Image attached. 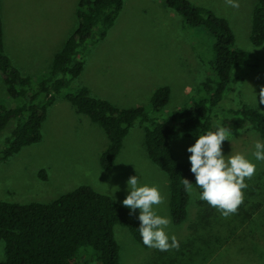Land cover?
Listing matches in <instances>:
<instances>
[{"label":"rangeland","instance_id":"1","mask_svg":"<svg viewBox=\"0 0 264 264\" xmlns=\"http://www.w3.org/2000/svg\"><path fill=\"white\" fill-rule=\"evenodd\" d=\"M79 1L2 0L7 53L24 75L49 71L54 56L78 27ZM190 1L226 19L237 49L247 51L251 61L261 63L257 71L235 69L239 82L217 113L241 103L264 113V105L253 101L255 92L258 95L264 87V45L255 46L250 40L258 0H239L238 9L229 7L226 0ZM211 44L204 31L189 29L163 0H126L107 37L89 48L85 70L73 86H86L95 97L121 108L142 106L148 110L155 90L168 86L171 100L164 112L172 113L191 104L211 75ZM3 99L7 94L0 76V101ZM217 121L221 123V118L215 117ZM42 133L40 143L0 162V201L50 203L86 185L123 205L126 181L138 175L142 184L159 186L165 200L157 206L158 214L170 217L169 179L148 159L142 128L130 131L109 171L100 166L101 152L108 143L105 132L78 114L68 101L59 98L50 107ZM180 133L172 140L173 149L178 159L188 162L186 148L195 138L192 132ZM256 140L259 136L252 131L230 136L223 143L224 153H242L255 162L252 153ZM42 171L46 179L40 176ZM246 182V190L250 193L251 187L255 188L256 192H251L255 195L245 190L242 211L227 218L192 193L188 220L180 226L172 223L168 230L179 241V249H146L131 239L127 228L116 226L121 264H264V162H257L256 174ZM86 250L93 252L88 247Z\"/></svg>","mask_w":264,"mask_h":264},{"label":"trees","instance_id":"2","mask_svg":"<svg viewBox=\"0 0 264 264\" xmlns=\"http://www.w3.org/2000/svg\"><path fill=\"white\" fill-rule=\"evenodd\" d=\"M163 1L184 25L204 31L212 43L211 75L191 104L172 113L164 112L171 100L168 86L155 90L149 110L142 106L121 108L95 97L86 86H73L85 70L89 48L107 37L126 0H80L76 31L54 56L49 71L37 76L24 75L7 53L0 0V76L7 94V99L0 101V162L42 141L49 109L61 98L105 132L108 143L101 152L100 166L106 171L115 166L130 131L144 130L148 159L169 179L172 223H185L192 193L185 191L183 179L194 183V176L189 162L176 156L172 140L180 132L191 133L198 128L201 134L214 131L217 117L234 136L252 131L264 141V113L259 109L241 103L217 113L239 82L235 69L257 71L261 63L251 61L247 51L237 49L229 22L212 9L190 0ZM250 40L255 46L264 45V0H258L253 11ZM40 176L47 177L44 171ZM242 206L238 210L242 211ZM116 226L127 228L138 244L149 249L142 243L139 221L129 215L128 208L90 186H80L50 203L0 201V244H4L0 247V264H121ZM87 247L93 252L85 251Z\"/></svg>","mask_w":264,"mask_h":264},{"label":"clouds","instance_id":"3","mask_svg":"<svg viewBox=\"0 0 264 264\" xmlns=\"http://www.w3.org/2000/svg\"><path fill=\"white\" fill-rule=\"evenodd\" d=\"M226 3L234 9L240 7L239 0H226ZM253 101L258 106L264 105V87L258 95L255 92ZM214 128V131L203 134L199 128L191 133L195 142L186 148V152L189 154V171L194 176V183L184 178L183 185L186 192L193 193L197 199L206 202L227 218L235 214L244 202L245 190L248 188L246 181L256 174L257 162H264V141H255L252 153L254 162L242 153L225 154L223 143L234 136L233 132L219 121ZM126 185L127 195L122 204L128 208L129 215L139 221L138 231L144 246L161 252L179 249V241L174 235H169L168 230L172 224L170 217L160 215L157 211V206L165 200L159 186L142 184L138 175L130 176Z\"/></svg>","mask_w":264,"mask_h":264},{"label":"crops","instance_id":"4","mask_svg":"<svg viewBox=\"0 0 264 264\" xmlns=\"http://www.w3.org/2000/svg\"><path fill=\"white\" fill-rule=\"evenodd\" d=\"M130 235H131V234H130ZM131 236H132V235H131ZM131 236H129V237H131ZM131 239H134V238L131 237ZM129 240H130V238H129ZM133 241H134V240H133ZM124 245H125V244H124ZM123 263H124V261H123Z\"/></svg>","mask_w":264,"mask_h":264}]
</instances>
